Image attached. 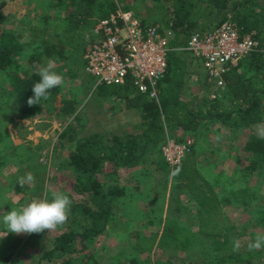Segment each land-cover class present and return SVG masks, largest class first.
I'll list each match as a JSON object with an SVG mask.
<instances>
[{
	"label": "trees",
	"instance_id": "obj_1",
	"mask_svg": "<svg viewBox=\"0 0 264 264\" xmlns=\"http://www.w3.org/2000/svg\"><path fill=\"white\" fill-rule=\"evenodd\" d=\"M34 1L39 2L37 9H32L25 16L32 31H17L7 26L8 18L4 11L8 0H0V116L5 123H12L14 115L20 119H30L54 111L63 89L62 84L50 91L47 100L41 99L38 104L33 105L27 102L33 95V84L40 79V69L48 62L58 65L56 69L53 67L54 71L61 72L66 66L72 65L78 73L83 72V66H79L80 56L85 61V54L92 42L91 37L86 39L82 34V44L85 42V45L82 48V44H79V48L75 47L74 54L71 55L70 50H66L65 43L73 44L72 40L60 37L59 41H53L51 38L52 27L57 22H63L67 31H81L82 26L86 34L90 33L99 20L109 17L117 10L136 11L134 6L139 5L140 1L153 2L155 8L161 11L160 16L145 18L142 24L159 26L162 32H169L171 35L170 46L174 51L168 60L169 82L173 81L175 75L179 77L184 74V70L182 72L179 69L183 63L177 55L186 53L177 52L175 49L185 47L193 34L206 33L212 29L209 27L217 28L229 19L237 23L243 35L255 32V38L264 47V0H26L29 4ZM41 8H47L49 13L40 16L38 10ZM38 15L42 17L41 23L35 21V16ZM54 17H58V20L55 21ZM90 18H95L96 21L90 23ZM54 31L57 36L55 29ZM85 66L86 63L84 72ZM225 81L226 87L216 95V99L210 103L204 101L194 108L169 90L166 95L163 90V93L160 91V100L156 102L140 95L130 83L122 87L99 86L103 97L113 98L112 102H119L123 110L136 111L139 114L138 129L124 137H104L99 133L80 140H76L73 133L72 136L62 134L59 137L61 143L67 138L70 141L63 169L72 176L76 198H70L71 207L67 217L69 226L49 236V243L43 247V253L34 257L37 259L36 264H152L149 256L141 259L138 253L126 250L120 257L111 259H104L94 253L95 244L114 222V206L119 203L123 209L125 204V189L120 187L119 179L104 181L102 169L106 163L114 166L116 172L118 168L133 170L146 166L148 158H160L167 136H171L178 143L193 139L192 154L194 153L193 160L197 166L193 167L197 168L198 175L206 184L207 192L212 194L214 191L210 200L214 205L224 208H242L250 218L247 222H242L246 226L243 229L235 228L234 223L227 217L223 220L225 224L219 223L222 231L215 233L217 235L204 234L203 230L191 231L186 240H181L185 233L179 231L186 230V224L196 220L199 222L201 219L196 212L200 208L195 197L185 192L189 200H181L175 195L176 191L185 188L181 178V174L187 169L185 159L176 177L178 189L169 198L161 245L164 244L166 250L174 255L177 250L187 252L190 248L205 244L207 247L204 255L208 258L205 262L200 261L201 264H244L252 259L264 263V257H260L261 252L250 249L241 253L238 252L236 244L237 239L247 236L249 226L264 230V138L253 134L248 136L243 146L240 144L241 138H232L233 135L243 137L245 132L264 124V55L255 53L246 57L230 70ZM179 85L180 83L177 84ZM64 102L62 112L67 118H71L77 112V102L75 99ZM73 118L69 130L73 129L72 123L78 120V116ZM223 130H227L228 135L223 136V149H218L221 157L213 156V160L207 162L208 155L205 154L202 156L203 161H199L198 147L203 144L207 149H212V139L207 140V137L209 134L217 136ZM31 155L32 153L17 147L7 149L0 143V174L8 175L5 171L7 167L17 160L27 162ZM215 157L220 161H215ZM229 159L233 160L234 169L228 172L224 170V166L217 170L219 163L228 164ZM164 163L168 168L165 160ZM29 169L35 174L36 166ZM22 171L20 167L14 176ZM230 184L234 187L229 190ZM14 185L13 194L25 195L27 186L19 183ZM37 190L35 196L40 199L44 196L43 200H48V193L44 192L43 187L38 186ZM1 198L0 194V200ZM201 201H204L203 197ZM139 203L147 204L148 201L142 197ZM20 206L15 203L10 209H18ZM2 209L4 208L0 207ZM140 210L138 205L137 214L129 216L128 223L137 220L143 222L137 216ZM173 225L175 230L171 231ZM0 228V231L6 230L3 225ZM38 235L39 233H33L30 237L35 238ZM209 239L212 240L211 245ZM4 261L2 264H9L10 255ZM155 264L173 263L170 260H161Z\"/></svg>",
	"mask_w": 264,
	"mask_h": 264
},
{
	"label": "rangeland",
	"instance_id": "obj_2",
	"mask_svg": "<svg viewBox=\"0 0 264 264\" xmlns=\"http://www.w3.org/2000/svg\"><path fill=\"white\" fill-rule=\"evenodd\" d=\"M7 3V7L4 11L8 18L7 26L17 31H24L27 29L28 31H32L27 24L28 22L25 16L29 11L35 9L39 2L34 1L32 4H29L26 0H8ZM134 7L137 10L132 12L137 14V17L141 21L149 17L157 18L161 13V11H158L155 8L151 1H140L139 5ZM38 13L42 16L49 12L47 8H41L38 10ZM39 15L35 16V21L37 23L42 22V17ZM54 18L55 21L58 20V17ZM94 21H96L95 18L89 19L90 23H93ZM209 28L213 29V26ZM52 29L51 34L53 37L51 38L53 41H59L60 37L65 40H72L73 44L68 45L65 43L66 50H70L71 55L74 54L75 47L79 48V44L81 46L82 34L86 39H90L91 37V31L90 33L85 34L86 31L82 26L81 31H67V27L63 22H57V25L55 27L53 25ZM54 29L56 30L57 36L54 35ZM84 45L85 42H83L82 48ZM79 54H81V52ZM177 57L183 63L182 66H179V69H181L182 72L184 70V74L179 77L175 75L172 79L174 82H169L170 78L168 77L167 81L163 84L160 90H158V93L163 90L164 93H162L166 95L168 90L169 92L172 91L174 96H177L181 101L188 103L192 108L202 104L204 101H208L209 103L213 101L214 99L212 96L218 95L220 91L214 89L208 84L207 78L204 74L205 71L203 67L200 66L202 62L193 60L187 54H178ZM80 58L81 64L79 66H83V72L81 73H78L72 65L68 67L66 66L61 72L55 70L63 77V89L55 103L53 112L47 113L45 116L30 119H20L14 115L12 123H5L0 116V143H3L4 147L7 149L17 147L24 152L32 153L30 160H28L29 162L27 161L23 163L17 160L14 163L17 166L13 164L6 168L5 171L8 175L4 176L0 174V194L2 195L0 207L4 208L0 210V218L10 211V208H13L15 203L21 205V208L30 203L33 199L43 200L44 196L40 199L34 195L36 191L38 192V186L43 187L44 192L47 191L45 193H48V200L52 198L53 193H64L69 198H76L72 187V176L70 172L63 169L66 164V158L68 155L67 148L70 141L69 138H67L61 143L59 137L62 134L72 136L73 133L76 136L75 139L80 140L95 132L103 135L105 132L103 124L105 116L109 113L112 115L113 113L116 118L118 113L125 111L122 109L119 102L116 104L112 102L113 98L102 96V91L97 87V80L86 75L84 72L85 61L81 56ZM62 66L63 64L61 67ZM57 67L58 65L55 66L54 69ZM63 67H65V63ZM195 79H197L196 82ZM175 82L176 85L174 84ZM178 83H180L179 86H177ZM160 96L161 94L159 93V99ZM188 96L193 97V99H190ZM68 99H75L77 102V112L74 116H71V118H67L62 112L65 105L64 100ZM77 116L78 120L75 123H72L73 129L69 130V125L74 119L73 117ZM125 121L126 123H122L123 121L115 123L116 130L124 132V130L127 129L126 131L134 132L138 129L140 123L138 117H134L131 113H128L126 114ZM253 134L264 138V124L255 126L253 130L245 132L243 137H235L233 135L232 138H238V140L241 138L240 144L243 146L244 142L247 141L248 136ZM226 135H228L227 130H223L221 134L217 136L209 134L207 140L212 139V149L210 147L207 149L201 144L202 147H198L199 161H203L202 156L205 154L208 155L206 161H209L207 162L212 161L213 156L220 158L222 154L218 149H223L225 143V137L223 136ZM188 140H191L194 145L193 139H187V141ZM194 158V153L192 154L191 152L185 160L187 162V169L181 174L185 188L179 192L176 191V189H178L176 187L178 184V182H176V177L179 175L178 170L171 172L166 168L165 163L157 156L153 159L150 158L146 166L135 170L134 172L136 173L134 176L132 174L127 175V183H129V186L125 188L120 186L126 191L124 193V208L122 209L119 203L114 206V222L109 226L106 233L99 238L98 243L95 244V247L93 248L94 253L99 254L104 259H111L115 256L120 257L122 252L126 250V252L138 253L141 259H145L149 256L152 264L161 260H170L173 264H201V262H205L208 258L204 255L205 248L207 247L205 244L190 248L187 252L184 250H177L174 255L170 250H166L164 244L163 246L161 245L165 219L168 212L169 198L175 191V195L181 200H189L185 192L191 194L192 197H195L200 208V210H197L196 212L197 215L201 216L199 222L196 220L193 223L186 224V230L181 229L179 231V233H185V236L180 238L181 240H186L191 231L196 232L203 230L204 234L210 233V235L217 232L219 233L222 231L220 224H225L223 220L227 217L234 223L235 228L243 229V227H246L242 222H247L250 217L243 212L242 208H235L232 206L224 208L216 204L214 205L213 201L210 200L214 195V191L211 194L210 192H207V188L205 189L206 184L197 173V166L193 160ZM215 161H218L216 157ZM228 164L229 165H227V163L223 164V162L219 163L217 170H221L224 166V170L228 172L234 169L235 165L232 159H229ZM193 165L196 167H193ZM34 166H36L35 174L29 169ZM20 167H22L23 171L14 176ZM28 174H31L33 178L31 182L27 181ZM118 175V173L117 175L116 173L112 175L114 176L113 179H120L118 178ZM21 179L24 180L23 184H21ZM15 183L27 186V191L24 193L25 195L22 194L18 196L19 194H13L12 187ZM233 187L234 186H231L230 184L229 190ZM40 193L41 192H39V194ZM142 197L145 201H148L147 204L139 203L142 201ZM201 197L204 198V201H201ZM138 205L141 207V212L137 216H139V219H142L143 222L137 220L128 223L127 218L129 216L132 217V214L134 216L137 214ZM6 207L8 208L6 209ZM69 224L67 218L62 225H58L50 230H45L44 232L39 233L35 238L30 237L31 234L17 235L12 233L8 234L7 230L0 231V264L5 263L4 260L8 255H10L11 258L9 264H36L37 259H34V257H38L43 253V247L49 243L47 241L49 236L56 231L60 232L67 228ZM2 225L3 224L0 223V227ZM248 228V233H246L247 236L236 240L237 248H239L238 252L244 253L251 249L250 251L253 252H261L262 255L260 254V257L263 258L264 243H262L260 248H252L250 245H252L258 238H264V230L254 228L252 225ZM173 230H175L174 225L171 231ZM211 241L212 240L210 239L208 240L210 245ZM244 264L264 263L260 260L252 259Z\"/></svg>",
	"mask_w": 264,
	"mask_h": 264
},
{
	"label": "built area",
	"instance_id": "obj_3",
	"mask_svg": "<svg viewBox=\"0 0 264 264\" xmlns=\"http://www.w3.org/2000/svg\"><path fill=\"white\" fill-rule=\"evenodd\" d=\"M255 36V32L243 35L237 23L229 19L206 33L193 34L185 47L175 50L201 61L208 84L223 91L231 69L252 54L264 55V47ZM170 39L169 32H162L159 26H144L132 11L117 10L91 30L85 73L97 80V87L130 83L140 95L158 102V84L167 74L174 51ZM192 146L191 140L178 143L167 136L161 152L171 172L181 167Z\"/></svg>",
	"mask_w": 264,
	"mask_h": 264
},
{
	"label": "clouds",
	"instance_id": "obj_4",
	"mask_svg": "<svg viewBox=\"0 0 264 264\" xmlns=\"http://www.w3.org/2000/svg\"><path fill=\"white\" fill-rule=\"evenodd\" d=\"M54 63L48 64L40 69L38 82L31 88L33 95L28 99V104H38L43 99L47 100L50 91L63 83V77L53 70ZM28 174L27 181H32ZM24 180L21 179V184ZM71 200L64 193H53L50 200L33 199L30 203L19 209H10L2 218L0 223L6 228L8 234H33L50 230L62 225L68 217ZM264 238H258L250 247L260 248Z\"/></svg>",
	"mask_w": 264,
	"mask_h": 264
},
{
	"label": "crops",
	"instance_id": "obj_5",
	"mask_svg": "<svg viewBox=\"0 0 264 264\" xmlns=\"http://www.w3.org/2000/svg\"><path fill=\"white\" fill-rule=\"evenodd\" d=\"M188 56H190L189 54H187ZM191 57V56H190ZM193 60H195V61H197L196 59H194L193 57H191ZM198 62V61H197ZM201 67H203V65L201 64L200 65ZM169 74H170V72H169ZM168 73L166 74V76H165V78L158 84V90H160V88L163 86V84L167 81V78H168V75H169ZM204 74H205V76H206V78H207V75H206V73L204 72ZM197 81V79H195V82ZM190 99H193V97H191V96H188ZM128 113H131L134 117H138V119H139V121H140V117H139V114L136 112V111H124V112H120V113H118V117L116 116V118H115V114L113 115V113H112V115H110V113L109 114H107L106 116H105V119H104V122H103V124H104V130H105V132H104V134H103V136L104 137H107V136H109V135H118V136H120V137H124L126 134H130V133H133L132 131H126V130H124V132L123 131H118V130H116V128H115V123H119L120 121H123L122 123H126V114H128ZM114 116V117H113ZM135 132V131H134ZM95 133H98V132H95ZM94 134V133H93ZM110 137V136H109ZM107 140V139H106ZM106 142H108V141H106ZM155 157V156H154ZM150 158H148V160H149ZM160 160L161 161H163L164 162V158H163V155H162V152H161V155H160ZM227 165H229V164H227ZM141 167H138V168H134L133 170L132 169H130V170H127V169H125V168H118V170H117V172H116V168L114 167V166H112L110 163H106L105 164V166L103 167V169H102V172H103V177H104V179L101 177V179H103L104 181H106V182H112V181H114L115 179H113L114 178V176H112V175H114L115 173H116V175H117V173L119 174L118 175V178H120L119 180H118V182H119V184H120V186H122V187H127V186H129V183H127V175H129V174H132L133 176L135 175V173L136 172H134L135 170H137V169H140ZM169 168V167H168ZM226 168H227V166H226ZM170 170V169H169ZM112 179V180H111ZM126 192V191H125ZM120 207V206H119Z\"/></svg>",
	"mask_w": 264,
	"mask_h": 264
}]
</instances>
